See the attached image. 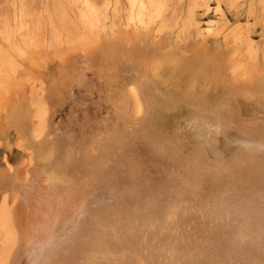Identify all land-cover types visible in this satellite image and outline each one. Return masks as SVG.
Returning <instances> with one entry per match:
<instances>
[{
  "label": "bare ground",
  "instance_id": "1",
  "mask_svg": "<svg viewBox=\"0 0 264 264\" xmlns=\"http://www.w3.org/2000/svg\"><path fill=\"white\" fill-rule=\"evenodd\" d=\"M100 1L77 0V15L101 44L92 54L115 111L113 133L84 142L77 158L67 134L61 145L39 146L44 165L29 170L28 151L23 172L0 173V188L11 186L0 198V264H264V59L255 71L239 60L211 62L207 52L180 57L172 38L154 35L155 20L169 17L167 0ZM215 24L201 25L193 10L181 23L195 38ZM7 65L0 48V88ZM35 103L20 111L27 119L17 146L48 139L47 109ZM127 149L136 161L127 160L123 186L113 176ZM195 167L215 177L203 195ZM174 232L185 240L168 236L161 246Z\"/></svg>",
  "mask_w": 264,
  "mask_h": 264
},
{
  "label": "rangeland",
  "instance_id": "2",
  "mask_svg": "<svg viewBox=\"0 0 264 264\" xmlns=\"http://www.w3.org/2000/svg\"><path fill=\"white\" fill-rule=\"evenodd\" d=\"M53 2L56 0H0V48L14 65L12 68L10 65L6 66L3 86L0 88V173H8L4 176L6 180H11L15 174L25 168L28 151L32 152L35 161L34 166L28 167L29 170L45 164V161L36 162L39 159L36 151L40 145H61L65 136L70 134L74 144H77L74 145L77 148V150L75 149L77 158L80 157L81 149L79 148L86 146L94 138L98 143L103 142L110 133H113L110 124L116 119L113 115L115 111L104 92L103 77L99 74L97 66L98 60L94 59L92 54L94 49L96 50L101 45L98 42L99 39L95 34H93L95 37H92L88 28L81 26L77 15L79 5L77 0H57L58 5H54ZM65 2L66 5L63 4ZM67 2L68 5L70 2L72 5L68 6ZM95 2L100 5L101 1L95 0ZM217 4L221 7V14L218 13ZM191 10L201 25H204L208 20L216 21L217 25L213 26V34L212 31L197 34L199 38L205 35L200 40L193 37L196 35H193L194 30L181 25ZM164 12L165 18L169 17L162 25L159 24L160 20H155V24L159 25L156 33L154 32V35L157 34L155 39L160 38L157 39L160 41L166 37L172 38L173 47L170 46V48L172 52L175 50L176 53L181 52L180 57L181 55L188 56L193 51L201 52L202 56L207 52L204 55L205 59L208 56L213 58L216 56V60L211 57L208 59L211 62L212 60L215 62L217 59L222 61L219 63L239 60L243 67L246 69L251 67L255 71L260 66L261 60L264 59V0H197L194 6L190 4V0H167ZM64 17L65 19H63ZM62 19L68 22V28L64 26L65 24L63 25ZM214 32L219 34H214ZM119 33L121 32L119 31ZM194 33L196 32L194 31ZM93 38L98 40L94 41ZM198 46H201L202 49ZM185 47L187 48L185 49ZM198 53H194V55L198 56ZM210 53L211 55H208ZM250 61L252 64L254 63L253 67L249 63ZM245 62L249 64L245 65ZM257 64L258 66L254 68ZM36 100H41L42 106L47 109L48 139L41 143L35 141L33 147L17 146L15 142L17 138H20L21 134L19 133L24 128L27 119L20 111L22 108L33 110ZM17 108H19V112L15 114ZM13 114H15V119ZM106 123H108V128L105 127ZM96 148L90 147L88 151L91 150L89 152L95 154L98 151ZM125 152L124 159L120 160L124 166L120 165L121 167L119 166L118 169L116 166L117 170L120 168L121 170H116L114 173L116 177L113 176L115 180L119 177L120 180L117 181L121 184L126 182L124 179L127 180L126 174L123 175V170L126 171V164L129 161H136L135 157H131L133 155L128 156L132 160L126 157L129 153L131 154L130 149ZM7 163L12 165V170L8 168ZM206 164L212 165V162L201 164V166L206 167ZM195 168L193 171L196 173V177L191 175L193 181L198 176L197 179L203 183L194 181L200 184L198 186L194 183L195 187L201 188V194L208 192L213 185L211 180L215 177L213 174L210 176L211 173L207 175L208 170L202 169V167L196 168L198 170ZM202 171H206L205 174ZM197 173H200L201 177ZM121 175L124 176V179ZM204 178L209 181H204ZM213 180L216 181V179ZM31 182L29 177L26 181L20 180L18 184L20 189L17 192L21 198ZM9 186L5 185L0 188V198L3 190ZM190 187H185V194ZM168 236H173L174 240L182 241L185 240L186 235L183 232L179 234L174 232L171 235L163 233L160 236L161 246L165 243L169 244ZM0 238L1 247L3 244L2 234Z\"/></svg>",
  "mask_w": 264,
  "mask_h": 264
}]
</instances>
